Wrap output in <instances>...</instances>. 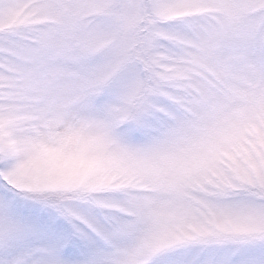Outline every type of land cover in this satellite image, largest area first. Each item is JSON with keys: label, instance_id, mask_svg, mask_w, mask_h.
Instances as JSON below:
<instances>
[{"label": "snow or ice", "instance_id": "6c2138e0", "mask_svg": "<svg viewBox=\"0 0 264 264\" xmlns=\"http://www.w3.org/2000/svg\"><path fill=\"white\" fill-rule=\"evenodd\" d=\"M0 264H264V0H0Z\"/></svg>", "mask_w": 264, "mask_h": 264}]
</instances>
